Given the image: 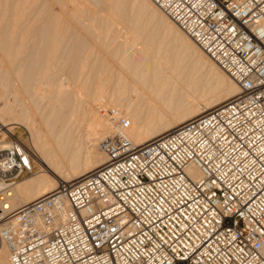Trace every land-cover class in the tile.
Wrapping results in <instances>:
<instances>
[{"label":"built area","instance_id":"1","mask_svg":"<svg viewBox=\"0 0 264 264\" xmlns=\"http://www.w3.org/2000/svg\"><path fill=\"white\" fill-rule=\"evenodd\" d=\"M151 1L239 94L141 145L116 114L104 165L18 208L30 149L0 147L11 264H264V0Z\"/></svg>","mask_w":264,"mask_h":264},{"label":"bare ground","instance_id":"2","mask_svg":"<svg viewBox=\"0 0 264 264\" xmlns=\"http://www.w3.org/2000/svg\"><path fill=\"white\" fill-rule=\"evenodd\" d=\"M200 65L212 81L193 73ZM239 92L151 0H0V132L26 129L42 168L12 187L9 205L104 165L116 114L141 145ZM0 264H11L1 239Z\"/></svg>","mask_w":264,"mask_h":264},{"label":"rangeland","instance_id":"3","mask_svg":"<svg viewBox=\"0 0 264 264\" xmlns=\"http://www.w3.org/2000/svg\"><path fill=\"white\" fill-rule=\"evenodd\" d=\"M54 7L57 9V10H59V7L58 6H56V5H54ZM198 65V64H197ZM190 66V65H189ZM192 66V68L194 69V67H193V65H191ZM204 66V65H203ZM203 66H197L196 68H197V70H196V68H195V72H193V69H192V71L191 72H193V73H195V74H197L198 75V78H200V76H201V79H200V81L201 82H204V81H212V78L210 77V73H208V71H207V69H208V67H205L204 69H203V71H202V69H201V67H203ZM189 68H191V67H188V71H190V69ZM201 69V70H200ZM199 70V71H198ZM209 70V69H208ZM212 76V75H211ZM203 77V78H202ZM207 79V80H206ZM204 80V81H203ZM213 84V83H212ZM14 128H13V131H14V134L13 135H10L9 133H6V132H0V145L2 144V145H4V144H9V142L11 141V140H13L14 138L15 139H19V140H21V142L22 143H24L26 146H28L29 147V149H30V151H33L34 149H33V146H32V144H31V140H30V135H29V133L26 131V129H24L23 127H21V126H19V125H15V126H13ZM5 133V134H4ZM32 161H33V166H34V172H33V174H31V175H26V176H24V177H22L17 183H19V182H21V181H23L24 179H27V178H29V177H32V176H34L35 174H37L40 170H42V168H41V166L36 162V160L35 159H33L32 158Z\"/></svg>","mask_w":264,"mask_h":264}]
</instances>
